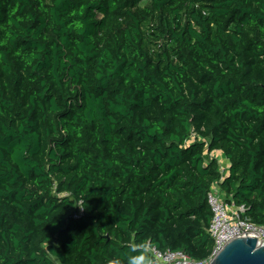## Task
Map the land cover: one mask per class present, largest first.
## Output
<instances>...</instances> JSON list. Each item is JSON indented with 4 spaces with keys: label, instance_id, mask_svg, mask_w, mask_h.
Segmentation results:
<instances>
[{
    "label": "trees",
    "instance_id": "trees-1",
    "mask_svg": "<svg viewBox=\"0 0 264 264\" xmlns=\"http://www.w3.org/2000/svg\"><path fill=\"white\" fill-rule=\"evenodd\" d=\"M215 183L264 224V0H0V264L205 259Z\"/></svg>",
    "mask_w": 264,
    "mask_h": 264
},
{
    "label": "built area",
    "instance_id": "built-area-1",
    "mask_svg": "<svg viewBox=\"0 0 264 264\" xmlns=\"http://www.w3.org/2000/svg\"><path fill=\"white\" fill-rule=\"evenodd\" d=\"M208 201L213 216L208 228L210 236L214 240V247L210 255L205 259H195L183 251L171 249L160 250L150 246L149 251L153 254L151 264H212L225 246L236 238L247 236L256 238L258 245L264 242V224H256L245 217L247 208L238 205L227 198L218 183H215L208 194ZM79 217V213L74 215Z\"/></svg>",
    "mask_w": 264,
    "mask_h": 264
},
{
    "label": "water",
    "instance_id": "water-1",
    "mask_svg": "<svg viewBox=\"0 0 264 264\" xmlns=\"http://www.w3.org/2000/svg\"><path fill=\"white\" fill-rule=\"evenodd\" d=\"M212 264H264V242L256 238H236L228 243Z\"/></svg>",
    "mask_w": 264,
    "mask_h": 264
},
{
    "label": "clouds",
    "instance_id": "clouds-1",
    "mask_svg": "<svg viewBox=\"0 0 264 264\" xmlns=\"http://www.w3.org/2000/svg\"><path fill=\"white\" fill-rule=\"evenodd\" d=\"M149 247L146 243L140 244L123 255L113 257L112 264H151L153 254L148 250Z\"/></svg>",
    "mask_w": 264,
    "mask_h": 264
},
{
    "label": "rangeland",
    "instance_id": "rangeland-1",
    "mask_svg": "<svg viewBox=\"0 0 264 264\" xmlns=\"http://www.w3.org/2000/svg\"><path fill=\"white\" fill-rule=\"evenodd\" d=\"M222 154H224L222 151H214L212 153H209L208 151L205 152L206 160H210L211 158H216L219 162V168L221 169V172L223 176H225V173L228 171L230 162L227 160L225 162L222 161ZM77 212V210H73L72 213Z\"/></svg>",
    "mask_w": 264,
    "mask_h": 264
},
{
    "label": "crops",
    "instance_id": "crops-1",
    "mask_svg": "<svg viewBox=\"0 0 264 264\" xmlns=\"http://www.w3.org/2000/svg\"><path fill=\"white\" fill-rule=\"evenodd\" d=\"M228 159L226 158V156L224 155V154H222V161L223 162H225V161H227ZM229 161V160H228ZM230 162V161H229ZM229 167H230V165H229ZM228 172H229V168H228V171L225 173V176L228 174Z\"/></svg>",
    "mask_w": 264,
    "mask_h": 264
}]
</instances>
